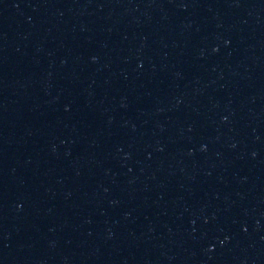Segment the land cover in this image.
<instances>
[{
  "label": "water",
  "instance_id": "obj_1",
  "mask_svg": "<svg viewBox=\"0 0 264 264\" xmlns=\"http://www.w3.org/2000/svg\"><path fill=\"white\" fill-rule=\"evenodd\" d=\"M0 264H264V0H0Z\"/></svg>",
  "mask_w": 264,
  "mask_h": 264
}]
</instances>
